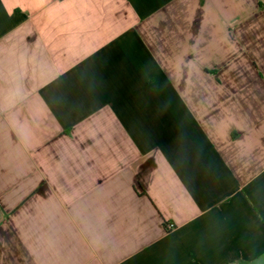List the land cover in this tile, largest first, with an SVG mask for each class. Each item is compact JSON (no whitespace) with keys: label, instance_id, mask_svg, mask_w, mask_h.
Masks as SVG:
<instances>
[{"label":"crops","instance_id":"0c3cea01","mask_svg":"<svg viewBox=\"0 0 264 264\" xmlns=\"http://www.w3.org/2000/svg\"><path fill=\"white\" fill-rule=\"evenodd\" d=\"M0 264H264V0H0Z\"/></svg>","mask_w":264,"mask_h":264},{"label":"built area","instance_id":"2783aa9c","mask_svg":"<svg viewBox=\"0 0 264 264\" xmlns=\"http://www.w3.org/2000/svg\"><path fill=\"white\" fill-rule=\"evenodd\" d=\"M175 226H176V225H175L174 223H169V224L166 225L167 229H169V230L174 229Z\"/></svg>","mask_w":264,"mask_h":264}]
</instances>
